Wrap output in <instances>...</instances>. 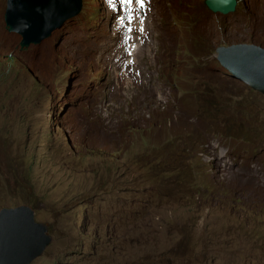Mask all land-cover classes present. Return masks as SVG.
<instances>
[{
  "label": "rangeland",
  "instance_id": "1",
  "mask_svg": "<svg viewBox=\"0 0 264 264\" xmlns=\"http://www.w3.org/2000/svg\"><path fill=\"white\" fill-rule=\"evenodd\" d=\"M204 1L84 0L22 48L0 0V210L27 204L47 225L31 264H264V97L215 59L237 39L264 47V0L228 16ZM137 16L152 51L134 60Z\"/></svg>",
  "mask_w": 264,
  "mask_h": 264
},
{
  "label": "water",
  "instance_id": "2",
  "mask_svg": "<svg viewBox=\"0 0 264 264\" xmlns=\"http://www.w3.org/2000/svg\"><path fill=\"white\" fill-rule=\"evenodd\" d=\"M84 0H8L4 20L9 32L22 36L21 47L40 44L64 23L78 15ZM214 14L234 13L237 0H206ZM216 59L234 78L264 96V49L233 45L216 50ZM45 223L36 220L27 204L0 210V264H31L51 244Z\"/></svg>",
  "mask_w": 264,
  "mask_h": 264
},
{
  "label": "trees",
  "instance_id": "3",
  "mask_svg": "<svg viewBox=\"0 0 264 264\" xmlns=\"http://www.w3.org/2000/svg\"><path fill=\"white\" fill-rule=\"evenodd\" d=\"M244 9V11L245 12H248V8H247V2H245V7L243 8ZM256 30H259L258 29V25H256L254 28H253V30H252V32H254V31H256ZM264 32V31H263ZM250 36H252V34H250ZM240 39H237L236 41H234L233 43H229V44H227V45H233V44H240V43H242V42H245V41H239ZM253 43H256L254 40L252 41ZM18 59V57H16V56H9L8 58H6L7 60L6 61H9L8 63H9V66H11L12 67V65H13V63H14V61H15V59ZM217 64H218V66H220L219 65V63L218 62H216ZM228 76H229V74H228ZM223 81V80H222ZM224 82V84L226 85V87H230V88H244V91L245 90H248V92L253 96V97H255V98H260V99H263V96L262 95H260V94H258V93H256V92H254V91H252L249 87H247V86H245L244 84H242V85H244V87H242V86H240V85H238V84H236V83H234V82H227V81H223ZM213 87H214V89L215 90H217V88L213 85ZM204 92H202L200 95L198 94V93H195L194 94V99L195 100H197V99H201V98H204V97H206L207 96V99H206V102H207V104L209 105V107L206 109V113H207V115H211L212 114V112H213V110H215V111H217V109H215L218 105H217V103L215 102V103H212L211 102V99L216 95V92L215 91H212V93H210V92H208L207 91V89H204L203 90ZM245 100V95H244V97L242 98V99H240V102L239 101H237V100H235V103L238 105V106H244L245 107V105H244V103L242 102V101H244ZM246 108V107H245ZM247 110L245 109L244 110V117L247 115ZM256 120L258 121V123H259V120L256 118ZM234 125L235 124H231V126L227 129V133H226V136L227 137H222L223 139L224 138H227V139H233V138H236L237 137V135L235 134V129H233L232 130V128L234 127ZM257 129H258V127H257ZM231 133V134H230ZM245 139V138H244ZM243 139V140H244ZM196 143H191V145L193 146V145H195ZM193 150H191V148L189 149V153L190 152H192ZM189 156H191L190 154L189 155H186L185 156V158H188ZM180 160H184V157H181V158H179L177 161H180ZM200 166V165H199ZM175 172V169H173V173ZM170 180H172V179H163V180H160V182H162V183H164L165 185H166V187H167V189H166V191L167 192H173V193H175V194H177V191H176V189H175V187L174 186H177L178 185V181H176V180H173V182H174V185H172L169 181ZM137 182H139V179L138 178H136V183ZM169 182V183H168ZM159 184V183H158ZM208 190H210V188L208 187L207 189H204L203 190V192H206V191H208ZM242 207H243V202L242 201H239V202H236L234 205H233V207H232V210H233V213H238V212H240L241 211V209H242ZM83 215V214H82ZM258 218H262V219H264V217H263V215L261 216V217H258Z\"/></svg>",
  "mask_w": 264,
  "mask_h": 264
},
{
  "label": "bare ground",
  "instance_id": "4",
  "mask_svg": "<svg viewBox=\"0 0 264 264\" xmlns=\"http://www.w3.org/2000/svg\"><path fill=\"white\" fill-rule=\"evenodd\" d=\"M149 2L150 0H145L144 4H147ZM145 28H147V20L145 19V17L137 16L136 18H132L130 24V39L133 41L131 50L132 55L135 56V60H139L143 53L150 54L152 51L151 40L148 41L147 39L148 47L145 50L141 47L145 44V39L143 38Z\"/></svg>",
  "mask_w": 264,
  "mask_h": 264
},
{
  "label": "clouds",
  "instance_id": "5",
  "mask_svg": "<svg viewBox=\"0 0 264 264\" xmlns=\"http://www.w3.org/2000/svg\"><path fill=\"white\" fill-rule=\"evenodd\" d=\"M206 1V0H205ZM205 1H204V3H205ZM238 1V6H237V9H239V8H241V9H243L244 7H245V2H246V0H237ZM135 2V0H133V3ZM204 6H205V4H204ZM205 8H206V6H205ZM207 9V8H206ZM237 9H236V11H237ZM208 10V9H207ZM209 11V10H208ZM235 11V12H236ZM209 12H211V11H209ZM234 12V13H235ZM212 13V12H211ZM234 13H231V14H234ZM212 14H214V13H212ZM231 14H228V15H231ZM214 15H222V14H214ZM228 15H222V16H228ZM70 20V19H69ZM5 21V20H4ZM68 21V20H67ZM66 21V22H67ZM65 22V23H66ZM64 23V24H65ZM6 24V23H5ZM60 29V28H59ZM259 29V28H258ZM58 30V29H57ZM252 30H253V28L252 29H250L249 31H251L252 32ZM56 31V30H55ZM53 34V33H52ZM240 44H247V45H255V46H258V47H262L263 49H264V47L263 46H261V45H258V44H256V43H253V42H242V43H240ZM240 44H233V45H240ZM233 45H225V46H220V47H218V48H221V47H230V46H233ZM132 47H130L129 48V50H130V57L132 58V59H134L135 60V56H133L132 55ZM217 50V49H216ZM215 59H216V51H215ZM216 61H217V59H216ZM218 62V61H217ZM219 63V62H218ZM219 65H220V63H219ZM221 66V65H220ZM222 67V66H221ZM223 68V67H222ZM224 69V68H223ZM225 70V69H224ZM226 71V70H225ZM227 72V71H226ZM228 73V72H227ZM229 74V73H228ZM230 75V74H229ZM231 76V75H230ZM232 78H234L233 76H231ZM235 80H237V81H239L238 79H236V78H234ZM239 82H241V81H239ZM242 84H244L245 86H247V87H249L248 85H246L245 83H243V82H241ZM250 88V87H249ZM251 89V88H250ZM252 90V89H251ZM252 91H254V90H252ZM255 92V91H254ZM257 93V92H256ZM259 94V93H258ZM261 95V94H260ZM263 96V95H262ZM264 97V96H263Z\"/></svg>",
  "mask_w": 264,
  "mask_h": 264
},
{
  "label": "snow or ice",
  "instance_id": "6",
  "mask_svg": "<svg viewBox=\"0 0 264 264\" xmlns=\"http://www.w3.org/2000/svg\"><path fill=\"white\" fill-rule=\"evenodd\" d=\"M108 2L113 8L116 7V5L113 3V0H108ZM135 2L138 3L140 7H143L145 0H135ZM121 3L126 4V5H131L133 3V0H121Z\"/></svg>",
  "mask_w": 264,
  "mask_h": 264
}]
</instances>
